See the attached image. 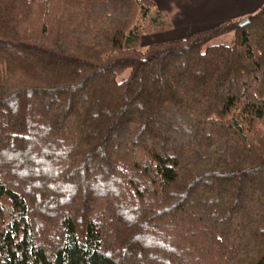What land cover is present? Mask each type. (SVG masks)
Wrapping results in <instances>:
<instances>
[{
    "label": "trees",
    "instance_id": "trees-1",
    "mask_svg": "<svg viewBox=\"0 0 264 264\" xmlns=\"http://www.w3.org/2000/svg\"><path fill=\"white\" fill-rule=\"evenodd\" d=\"M155 8L0 0V264H264V4L142 47Z\"/></svg>",
    "mask_w": 264,
    "mask_h": 264
},
{
    "label": "crops",
    "instance_id": "crops-1",
    "mask_svg": "<svg viewBox=\"0 0 264 264\" xmlns=\"http://www.w3.org/2000/svg\"><path fill=\"white\" fill-rule=\"evenodd\" d=\"M156 6L165 9L173 22L167 41L182 38L216 25L235 21L254 13L264 0H155ZM171 31V30H169Z\"/></svg>",
    "mask_w": 264,
    "mask_h": 264
},
{
    "label": "rangeland",
    "instance_id": "rangeland-1",
    "mask_svg": "<svg viewBox=\"0 0 264 264\" xmlns=\"http://www.w3.org/2000/svg\"><path fill=\"white\" fill-rule=\"evenodd\" d=\"M139 28H143V32L141 33L142 47H145L148 44L156 42L158 40L165 39L170 36V33H176V31H172L173 22L170 21L167 11L157 6L152 10L151 13L142 17V19L140 20ZM232 40L233 34L227 33L214 38L210 43L230 44Z\"/></svg>",
    "mask_w": 264,
    "mask_h": 264
},
{
    "label": "water",
    "instance_id": "water-1",
    "mask_svg": "<svg viewBox=\"0 0 264 264\" xmlns=\"http://www.w3.org/2000/svg\"><path fill=\"white\" fill-rule=\"evenodd\" d=\"M248 22H249V18L246 16V17L240 19V20L236 23V26H237V27H242V26L246 25Z\"/></svg>",
    "mask_w": 264,
    "mask_h": 264
}]
</instances>
